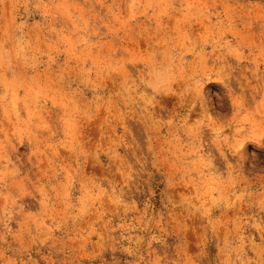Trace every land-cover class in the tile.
Instances as JSON below:
<instances>
[{
  "label": "rangeland",
  "instance_id": "rangeland-1",
  "mask_svg": "<svg viewBox=\"0 0 264 264\" xmlns=\"http://www.w3.org/2000/svg\"><path fill=\"white\" fill-rule=\"evenodd\" d=\"M0 264H264V0H0Z\"/></svg>",
  "mask_w": 264,
  "mask_h": 264
}]
</instances>
